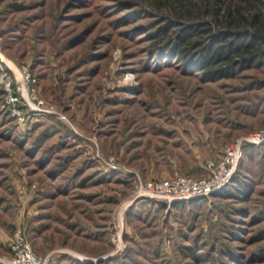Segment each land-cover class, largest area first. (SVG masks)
I'll return each mask as SVG.
<instances>
[{
  "label": "rangeland",
  "instance_id": "obj_1",
  "mask_svg": "<svg viewBox=\"0 0 264 264\" xmlns=\"http://www.w3.org/2000/svg\"><path fill=\"white\" fill-rule=\"evenodd\" d=\"M157 2L173 11L170 0H0L11 90L27 66L64 115L19 101V124L0 81V258L21 228L45 264H264L261 144L220 197L133 196L137 179L204 175L225 145L264 129V61L213 82L153 54L157 20L143 13Z\"/></svg>",
  "mask_w": 264,
  "mask_h": 264
},
{
  "label": "trees",
  "instance_id": "obj_2",
  "mask_svg": "<svg viewBox=\"0 0 264 264\" xmlns=\"http://www.w3.org/2000/svg\"><path fill=\"white\" fill-rule=\"evenodd\" d=\"M170 1L171 13H161L160 2L155 6L160 13H143L148 17L156 16L157 20L148 24V29H152L149 37L153 41V54H165L184 66L201 69L204 78L213 82L232 78L264 61V12L259 0H244L241 5H232L230 0ZM221 20H224L223 29L215 28ZM250 147L255 148L251 144L244 147V155L230 183L212 195L220 197L223 190L236 186L239 164ZM261 147L264 144L257 148ZM200 257L201 261L212 264V259Z\"/></svg>",
  "mask_w": 264,
  "mask_h": 264
},
{
  "label": "built area",
  "instance_id": "obj_3",
  "mask_svg": "<svg viewBox=\"0 0 264 264\" xmlns=\"http://www.w3.org/2000/svg\"><path fill=\"white\" fill-rule=\"evenodd\" d=\"M2 62L3 58L0 56V66ZM1 69L0 81L3 82V89L7 97L6 111L17 119L19 124L23 125L26 118L18 107L19 101L28 107V114L30 115L52 113L59 118H64L63 113L55 110L53 105L46 104L38 96L34 80L27 66L21 65L18 68L19 77L15 85V91L11 90V83L8 81L2 66ZM263 143L264 129L251 131L245 136L237 137L234 141L225 145L218 159L206 160L204 162V175L200 177L179 175L173 179L158 181L137 179L134 184L133 196L135 198H151L168 202L204 197L230 183L229 181L234 176L237 165L243 157L245 146ZM11 236L10 253L0 258V264H45V259L35 254L29 239L21 228L15 229Z\"/></svg>",
  "mask_w": 264,
  "mask_h": 264
}]
</instances>
